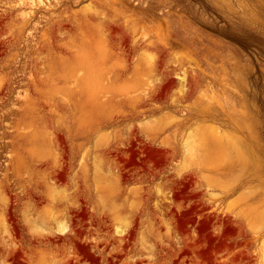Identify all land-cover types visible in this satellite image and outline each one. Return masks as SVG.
Masks as SVG:
<instances>
[{"label":"rangeland","instance_id":"obj_1","mask_svg":"<svg viewBox=\"0 0 264 264\" xmlns=\"http://www.w3.org/2000/svg\"><path fill=\"white\" fill-rule=\"evenodd\" d=\"M0 264H264V0H0Z\"/></svg>","mask_w":264,"mask_h":264}]
</instances>
